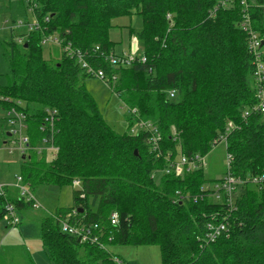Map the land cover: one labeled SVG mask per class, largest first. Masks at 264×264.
<instances>
[{
  "label": "trees",
  "instance_id": "1",
  "mask_svg": "<svg viewBox=\"0 0 264 264\" xmlns=\"http://www.w3.org/2000/svg\"><path fill=\"white\" fill-rule=\"evenodd\" d=\"M247 3L253 28L264 35V0ZM243 9L242 0H10L0 7L12 24L5 49L10 76L0 86V105L26 114L31 147L50 136L45 119L48 109L56 111L58 152L30 149L21 155L20 174L33 194L42 186L73 190L72 205L40 221L42 245L55 264H123L109 252L112 244H156L162 264H264V189L243 186L229 234L206 243L207 223L226 206L208 197L194 200L207 182L204 168L163 172L158 182L154 176L169 166L168 156L206 155L230 121L232 174L264 173V114L242 116L256 102L253 57L240 26ZM28 13L37 26L30 28L28 20L17 26ZM132 14L142 19L136 38L143 53L114 66L107 58L115 52L111 21ZM50 35L62 40L56 56L45 50L53 45L43 43ZM68 43L93 67L115 76L112 90L158 128L160 156L149 132L120 133L106 121L85 87L90 75L63 51ZM12 188L0 191V220L7 204L18 212L33 209ZM113 212L117 224L111 223ZM65 220L92 228L99 242L64 231Z\"/></svg>",
  "mask_w": 264,
  "mask_h": 264
},
{
  "label": "rangeland",
  "instance_id": "2",
  "mask_svg": "<svg viewBox=\"0 0 264 264\" xmlns=\"http://www.w3.org/2000/svg\"><path fill=\"white\" fill-rule=\"evenodd\" d=\"M9 1L0 0V7L5 9L8 7ZM8 15V12L0 11V86L6 85L10 76L9 62L5 54V49L8 48L6 41L10 38L12 26L8 21ZM21 19H23V23L26 20L30 23L35 22L31 13H28L27 19L25 17ZM141 28L142 19L138 14L120 16L111 21L110 39L114 42L115 55H142V41L136 39L137 48L135 52L133 50L134 38ZM50 49L54 56L59 54V49L55 44L45 46L47 52ZM84 82L87 91L95 99L104 118L116 131L133 134L144 131L139 123L133 118H129L127 104L112 90L109 84L95 76L86 77ZM7 120V111L0 105V182H17V177L21 173V155L17 152L10 154L5 149L4 142L8 140L5 136ZM204 172L207 179L205 185L209 187L225 176L227 150L223 142L213 145L206 154ZM162 173V170L155 172L154 176L157 182ZM12 189L16 190V188ZM35 194L40 207L19 211L20 221L17 225L9 226L7 218L0 220V264H55L48 258L42 245L40 221L44 215L54 212L56 208L72 205L73 190L71 187L42 186ZM107 248L111 254L119 257L123 264H162L161 250L156 244H112Z\"/></svg>",
  "mask_w": 264,
  "mask_h": 264
},
{
  "label": "built area",
  "instance_id": "3",
  "mask_svg": "<svg viewBox=\"0 0 264 264\" xmlns=\"http://www.w3.org/2000/svg\"><path fill=\"white\" fill-rule=\"evenodd\" d=\"M244 4L242 20L240 22L241 28L248 34V47L249 52L253 57L254 71V89L256 91V102L249 108L245 109L243 112V117L247 118L251 113H262L264 114V35H261L256 31L252 26L251 16L248 11L247 0H242ZM24 23L19 21L17 26H22ZM37 26V21L30 24V28ZM62 40L59 37L46 36L43 40L45 44H56L62 45ZM136 43V40L134 41ZM137 48V46H136ZM134 52L136 49H133ZM63 51L71 56L76 57L78 62L84 68V70L90 75L102 79L105 83L110 84L112 80L115 79V76L109 77L102 69H96L93 67L85 58V54L78 49L72 47L70 43L63 45ZM135 55L129 56H117L115 53H111L107 56L109 62L116 66L119 64H130L134 60ZM146 58L143 57V61ZM175 91L170 92V96L173 97ZM21 103V102H19ZM128 113L133 117V119L140 124L144 131L150 133V144L152 146V151H154L157 156L162 154L160 146L162 136L157 127H155L150 121H144L139 116V111L137 108L128 107ZM8 115V126L6 132L10 133V136H7V141L5 149L10 153H19V155L26 154L30 149L34 148L39 154H42L44 151L48 155H55L58 152V147L53 142V135L55 132L54 124L56 119V111L48 109V114L46 115V130L50 136H46L42 139L41 144L36 147H31L29 145V136L27 135L28 125L26 122V114L19 110L17 107H12L7 110ZM235 128V125L232 121L227 123L226 134L222 135L220 142H223L228 149V134L231 130ZM228 133V134H227ZM7 135V133H6ZM10 137V138H9ZM1 148V147H0ZM171 157V156H170ZM169 156L167 160L169 166L166 167L163 172L170 174L175 173L176 175H183L186 172H189L193 169H201L206 166V155L197 154L192 158H189L183 154H180L179 157L171 159ZM233 156L227 151V172L225 176L218 182L214 183L212 187L204 185L201 188L200 193L194 195V200L197 201L198 198L203 199L205 197L213 199L215 202L224 204L226 208H221L222 211L216 212L211 220L207 223V231L204 237L206 243L213 242L222 235H228L230 232V219L234 211L237 210V198L239 196V188L243 186L252 185L263 190L264 189V173H259L253 176L241 177L233 175L231 172V162ZM80 181L75 179L73 181L74 186H78ZM7 186L15 187L19 190L20 197L25 199V201L33 202V208H39L40 204L37 201V197L33 194L29 188L28 183L24 182L22 175L20 174L17 177V182L11 184L6 182H0V191ZM184 195L179 194V199L183 200ZM7 222L9 226H15L19 223L20 219L18 217V211L12 204L6 205V215ZM118 222V213L113 212L111 215V223L117 224ZM97 228V225L94 226ZM62 229L64 231H69L71 233L77 234L81 237L83 241H90L92 243L99 242V236L93 233L92 228H78L68 221H62ZM103 248L107 246L100 243ZM118 261L117 258H115Z\"/></svg>",
  "mask_w": 264,
  "mask_h": 264
},
{
  "label": "water",
  "instance_id": "4",
  "mask_svg": "<svg viewBox=\"0 0 264 264\" xmlns=\"http://www.w3.org/2000/svg\"><path fill=\"white\" fill-rule=\"evenodd\" d=\"M264 43V42H263ZM133 49H136V43L133 44ZM7 136H10V133L7 132ZM137 153V152H136Z\"/></svg>",
  "mask_w": 264,
  "mask_h": 264
},
{
  "label": "crops",
  "instance_id": "5",
  "mask_svg": "<svg viewBox=\"0 0 264 264\" xmlns=\"http://www.w3.org/2000/svg\"><path fill=\"white\" fill-rule=\"evenodd\" d=\"M137 38H134V41L136 40ZM10 181H6V183H9ZM11 183H13V181L12 182H10L9 184H11Z\"/></svg>",
  "mask_w": 264,
  "mask_h": 264
}]
</instances>
